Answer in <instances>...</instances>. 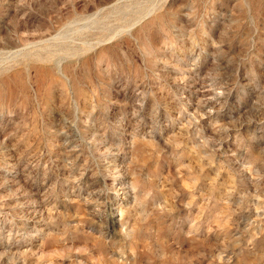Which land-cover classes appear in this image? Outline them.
<instances>
[{"label": "rangeland", "instance_id": "374dc122", "mask_svg": "<svg viewBox=\"0 0 264 264\" xmlns=\"http://www.w3.org/2000/svg\"><path fill=\"white\" fill-rule=\"evenodd\" d=\"M0 264H264V0H0Z\"/></svg>", "mask_w": 264, "mask_h": 264}, {"label": "bare ground", "instance_id": "6f19581e", "mask_svg": "<svg viewBox=\"0 0 264 264\" xmlns=\"http://www.w3.org/2000/svg\"><path fill=\"white\" fill-rule=\"evenodd\" d=\"M9 173L10 174H15V171L14 170H10Z\"/></svg>", "mask_w": 264, "mask_h": 264}]
</instances>
